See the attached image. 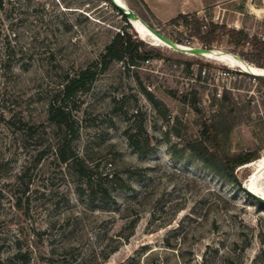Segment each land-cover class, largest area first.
I'll return each instance as SVG.
<instances>
[{
  "label": "rangeland",
  "instance_id": "obj_1",
  "mask_svg": "<svg viewBox=\"0 0 264 264\" xmlns=\"http://www.w3.org/2000/svg\"><path fill=\"white\" fill-rule=\"evenodd\" d=\"M124 2L177 42L206 47L183 18L173 22L205 6L202 20L208 26L203 25V33L213 21L227 29L245 28L251 39L264 43V0ZM33 4L42 15L37 25L42 37L53 38L54 55L50 48L37 49L33 59L24 62L17 51L13 71L5 77L0 70V115H14L35 126L31 137L0 116V264H23L12 258L16 237L32 254L27 264H47L51 258L54 264H119L144 244L138 264H264V208L242 184L222 177L191 149L211 146L205 125L220 121V153L264 155V80L171 48L138 31L107 1ZM47 19L54 21L52 33ZM122 27L159 55L136 67L114 61L89 90L78 94L77 106L70 104L79 128L76 150L96 158L101 168L116 167L133 185L132 192L118 195L115 211L80 198L77 178L52 155L40 162L35 155L62 135L47 118L52 95L63 88L68 75L96 59ZM211 46L247 62L256 52L253 42L237 47L228 35ZM146 90L163 104L156 106ZM140 126L155 147L144 155L134 151L127 133ZM243 166L236 169L238 178L249 177L251 182L257 166ZM134 170L143 176H130ZM256 182L264 193V171ZM18 196L23 197L20 206ZM133 219L138 221L131 235Z\"/></svg>",
  "mask_w": 264,
  "mask_h": 264
},
{
  "label": "trees",
  "instance_id": "obj_2",
  "mask_svg": "<svg viewBox=\"0 0 264 264\" xmlns=\"http://www.w3.org/2000/svg\"><path fill=\"white\" fill-rule=\"evenodd\" d=\"M32 1L0 0V70L1 74L5 77L13 71L17 51H20V60L24 62L33 59L37 54V49L45 48L48 51L51 49V57L54 55L53 47L50 44L53 38L50 34V38L48 36L42 37L43 33L37 26L42 15L39 14L38 4H33L31 7ZM100 1H107L125 20H128V17L123 11L118 9L111 0ZM30 11L34 12L33 17H31ZM180 18H183L184 23L191 27V34L197 35L206 47L211 48L213 42L221 40L223 35H228L230 41L237 47H244L247 42H253L256 52L251 55L253 57V63L248 61V64L264 67L263 41L256 37L251 39L249 33L244 29H227L226 25H220L212 21L209 30L203 33L202 27L205 23L197 14L190 16L181 14L173 19V22H178ZM46 25L48 33L55 31L54 21H48L47 19ZM158 55V53L151 49H147L144 46L143 40L134 37L132 32L128 31L126 27H122L115 33L112 40L105 46V49L99 56L85 67L77 70L72 76L68 75V80L63 85V88L54 93L50 99L47 118L55 126L56 130L62 132V135H59V139L55 144L45 145L44 148L38 150L35 158L37 162H40L52 155L54 160H57L60 165L64 166L70 174L77 178L78 195L88 203L114 207L117 208L115 209L116 211L118 210L119 204L118 195L122 191L132 192L134 189L133 185L124 178L119 169L116 167L108 169L101 168L100 161H96L94 157L89 159L90 157L81 155L74 147L73 143L78 137L79 129L72 114L73 106H77L76 97L80 92L89 90L97 76L108 69L114 61H123L129 67H136L141 61L151 59ZM255 77L264 80L262 76L255 75ZM146 93L156 106L163 104L152 92L146 90ZM223 113L221 117L226 120L227 116ZM0 116L3 120L11 122L16 128L25 131L26 135L31 137L35 135V132H33L35 126L30 125L24 119L19 118L17 120L14 115L7 118L4 113H1ZM222 127L223 125L220 121L216 124H206L204 132L211 139L212 145H202L201 148L192 145L191 149L194 150L195 154L204 163L213 168L222 177L241 186V181L236 172L237 167L258 160L264 155L260 156L255 151L234 155L220 153L219 140L224 130ZM140 132H144L145 135H141ZM127 133L129 143L135 152L144 155L154 151L155 147L151 145L150 135L145 132L142 126L139 127V131L131 132V130H128ZM212 146H215V151L214 149L212 150ZM21 174V179H23L27 174L26 167ZM133 175L143 176L142 173H138L136 170L130 172V176ZM243 189L248 196L263 207L245 188ZM22 201L23 197L18 196L17 206L22 205ZM137 221L138 219L131 221L133 228L131 235L134 233ZM12 242L14 248L12 258L22 259L23 264L31 262L32 254L29 249H24L20 238L16 237ZM146 247L147 244L142 245L141 250L137 249L134 255L129 256L119 264H138L141 251ZM117 248L115 247L112 252L116 251ZM227 258L229 260L230 257ZM162 262L158 261L156 264H162ZM47 264H54L52 258L49 259V263Z\"/></svg>",
  "mask_w": 264,
  "mask_h": 264
},
{
  "label": "bare ground",
  "instance_id": "obj_3",
  "mask_svg": "<svg viewBox=\"0 0 264 264\" xmlns=\"http://www.w3.org/2000/svg\"><path fill=\"white\" fill-rule=\"evenodd\" d=\"M120 3L126 4L124 2V0H118ZM132 24L135 26V28L148 35L151 37H154L158 40H160L162 43L170 46L171 48L172 45H170L169 43H167L165 40H163L161 37H159L156 33H154L149 27L148 25L142 20V19H136V20H132ZM180 43L182 46H189V44H184L181 42ZM211 51H207L204 52V54L202 56H205L207 58H210L211 60H217L220 62H223L224 64H227L229 66H233V67H239L244 71H250L251 73H264V67H260V66H254L251 64H248L247 60L242 59L241 57H239L238 55L234 54L236 57L227 54L226 52H224L223 50H217L215 48H211ZM191 54V53H189ZM252 164H256L257 169L255 171H252L251 175L254 176L253 180L251 182L248 181L249 177L246 179V185H248L253 191H255L256 193L263 195L264 193L262 191V189L260 188V185L258 184L257 181V176L262 173L264 171V156L262 158H260L258 161L254 160L252 162L246 163V165H252ZM244 164V166H246ZM243 166V167H244Z\"/></svg>",
  "mask_w": 264,
  "mask_h": 264
},
{
  "label": "water",
  "instance_id": "obj_4",
  "mask_svg": "<svg viewBox=\"0 0 264 264\" xmlns=\"http://www.w3.org/2000/svg\"><path fill=\"white\" fill-rule=\"evenodd\" d=\"M112 3L118 7V9H120L121 11H123V13L128 17V20L132 23V20H136V19H141L140 16L137 14V12L132 9L126 2V4L120 3L118 0H111ZM145 22V21H144ZM146 23V22H145ZM148 25V27L154 32L156 33L159 37H161L163 40H165L167 43H169L170 45H172V47L177 50L180 51L182 53H186V54H194V55H203L204 52L207 51H211V48L208 47H203V46H182L180 43H178L177 41L173 40L172 38L168 37L167 35H165L164 33H162L161 31H159L158 29H156L155 27L149 25L148 23H146ZM248 73H251L250 71H246ZM254 75H259L264 77V73H252ZM242 186L246 189V191H248L257 201H259L264 208V196L260 195L258 193H256L255 191H253L248 185H246V180L245 181H241Z\"/></svg>",
  "mask_w": 264,
  "mask_h": 264
},
{
  "label": "crops",
  "instance_id": "obj_5",
  "mask_svg": "<svg viewBox=\"0 0 264 264\" xmlns=\"http://www.w3.org/2000/svg\"><path fill=\"white\" fill-rule=\"evenodd\" d=\"M204 7H205V6H203L202 8H199L198 11H197V12H198L197 15L199 14L198 16L201 17V18H203L202 13H204V11H206V9H205ZM203 8H204V9H203ZM205 15H206V14H205ZM205 15H204V16H205ZM237 23H240V22L237 21ZM236 27H237V28H241L240 25H236ZM243 29H245V28H243Z\"/></svg>",
  "mask_w": 264,
  "mask_h": 264
},
{
  "label": "built area",
  "instance_id": "obj_6",
  "mask_svg": "<svg viewBox=\"0 0 264 264\" xmlns=\"http://www.w3.org/2000/svg\"><path fill=\"white\" fill-rule=\"evenodd\" d=\"M205 26L207 27L208 25L205 24ZM229 72H230V70H224L222 73H223V74H228Z\"/></svg>",
  "mask_w": 264,
  "mask_h": 264
}]
</instances>
